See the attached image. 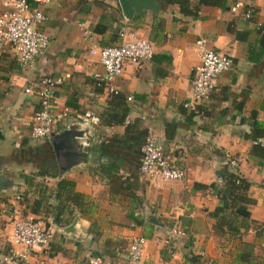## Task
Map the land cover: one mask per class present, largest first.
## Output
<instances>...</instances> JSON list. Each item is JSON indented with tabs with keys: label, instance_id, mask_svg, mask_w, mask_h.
<instances>
[{
	"label": "crops",
	"instance_id": "1",
	"mask_svg": "<svg viewBox=\"0 0 264 264\" xmlns=\"http://www.w3.org/2000/svg\"><path fill=\"white\" fill-rule=\"evenodd\" d=\"M183 1L154 0L156 12L126 19L117 0H56L41 8L38 29L48 40L42 54L20 66L9 46L0 50V255L10 249L15 220L56 214L47 246L32 251L26 264H86L91 255L102 264H264V160L249 153L245 138L252 120L264 129V0H243L249 19L231 13L226 0ZM122 26L147 41L153 57L124 61L114 82L124 105L114 100L111 109L109 93L91 78L99 66L88 51L118 45ZM198 40L229 57L231 68L217 77L207 100L192 103ZM42 76L60 78L54 110L66 107L69 114L36 142L29 129L38 100L23 90ZM188 102L191 108H183ZM124 107L122 123L104 116L120 117ZM148 132L180 168L181 180L139 174L136 150ZM259 143L264 147V137ZM226 157L237 160L252 201L235 211L236 222L246 225L237 235L215 230L212 216L228 206L217 196L222 173L230 171ZM61 180L79 200L71 201L67 189L56 196ZM175 209L184 236L167 246ZM135 235L145 246L130 263L127 247ZM241 244L251 252L248 261L238 259L246 251Z\"/></svg>",
	"mask_w": 264,
	"mask_h": 264
},
{
	"label": "built area",
	"instance_id": "2",
	"mask_svg": "<svg viewBox=\"0 0 264 264\" xmlns=\"http://www.w3.org/2000/svg\"><path fill=\"white\" fill-rule=\"evenodd\" d=\"M56 0H2L0 12V50L9 46L15 53L17 63L26 66L34 57L42 54L47 47L46 35L38 29L44 21L41 8ZM231 13H241L242 19L250 18V11L243 10V0H226ZM86 36L88 33L82 32ZM120 43L116 46L92 48L88 54L97 56L99 70L91 74L94 85L109 94H116L115 80L121 75L124 61L130 64L150 60L153 55L152 46L134 32L122 26L117 30ZM195 50L200 63L195 67L190 80V96L193 102L208 99L214 90L215 80L220 74L230 70L229 57L207 50L203 40L195 42ZM61 83L58 77L42 76L30 83L23 92L34 93L38 106L30 118L29 138L32 141L47 139L55 124L66 118L69 109L62 107L55 111L53 91ZM130 101L131 98L127 97ZM183 108H191V103H183ZM138 172L141 176L155 182L179 181L183 178L180 168L166 155L159 145L158 138L148 132L144 144L140 148ZM224 163L231 170H236L238 162L226 157ZM178 209L170 215L173 225L169 226L164 237V244L170 245L174 240L184 236L183 231L176 226ZM53 221L48 217L17 219L12 223L7 242L10 249L0 255V264H26L30 253L38 248L47 246ZM145 246V239L135 235L130 238L127 247V259L137 263ZM170 251V249H168ZM171 252V251H170ZM169 252V253H170ZM86 264H102L97 256H88Z\"/></svg>",
	"mask_w": 264,
	"mask_h": 264
},
{
	"label": "trees",
	"instance_id": "3",
	"mask_svg": "<svg viewBox=\"0 0 264 264\" xmlns=\"http://www.w3.org/2000/svg\"><path fill=\"white\" fill-rule=\"evenodd\" d=\"M170 2H182L183 4L185 3L183 0H169ZM153 57V55H152ZM111 99L109 101V104H114L113 101H121L118 104V107L123 106V102L125 101L124 96H122L121 93L117 92L116 94H109ZM111 106V105H110ZM113 107L111 106V109ZM124 107L120 111H122V114L120 117H117L116 114L117 112L111 113L112 115L109 114H104V116H108L111 119V123H122L124 120V117L126 115L127 108ZM145 137V136H144ZM264 137V129L260 122H257L256 120H252L251 124V129L249 133L245 135V138L249 140L252 145L250 147L249 153L253 156H256L262 160H264V147L261 146L259 143V140ZM144 143V142H143ZM107 145H111L107 144ZM143 144H141L142 146ZM140 147V145H139ZM139 147L136 150L137 157L140 158L141 154L140 151L138 150ZM224 163V161H223ZM225 166H227L224 163ZM220 192L217 194V196H224L227 201H228V206L226 209L224 208H217L214 210V213H212V216L214 219H216V225H215V230L217 229L219 232L226 231L231 233L232 235H237L238 230L241 228H245L246 225L243 224L242 222L237 223V215L235 211L242 210L246 204L252 203L250 199L247 198L246 192L249 187V183L243 179L237 172L236 170H231L230 171H224L222 173V179H221V186H220ZM68 190V195L71 199V201L76 202L79 200V196L76 193H73L71 191L72 189V184L70 182H67L65 180H61L56 189V196L59 197L61 195V192L64 190ZM79 207L81 204H74ZM53 223H59V217L54 214ZM242 247L246 249V251H243V254H240L238 256V259H242V261H248L249 260V253L250 250H247L248 246L246 244H241Z\"/></svg>",
	"mask_w": 264,
	"mask_h": 264
},
{
	"label": "water",
	"instance_id": "4",
	"mask_svg": "<svg viewBox=\"0 0 264 264\" xmlns=\"http://www.w3.org/2000/svg\"><path fill=\"white\" fill-rule=\"evenodd\" d=\"M122 16L130 19L133 14H145L146 10L156 12L158 5L154 0H117Z\"/></svg>",
	"mask_w": 264,
	"mask_h": 264
}]
</instances>
